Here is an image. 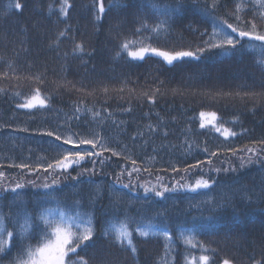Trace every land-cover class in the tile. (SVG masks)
<instances>
[{
    "label": "trees",
    "instance_id": "1",
    "mask_svg": "<svg viewBox=\"0 0 264 264\" xmlns=\"http://www.w3.org/2000/svg\"><path fill=\"white\" fill-rule=\"evenodd\" d=\"M17 2L22 4L21 9L14 7ZM61 2L0 0V171L5 173L3 180L0 179L5 183H23L28 176L41 177L50 181V185L55 179L59 183L53 185L58 189L54 194L61 200H72L73 192L79 191L84 205L81 210L95 214V244L80 253L90 264H186V258L190 260L201 254L210 257V264H223L225 259L230 264L264 261V168L258 163H245L241 168V157L246 158L247 151L236 156L226 151L229 147L245 149L253 141L264 139V67L257 64L258 54L245 48L234 56L213 53L199 62L175 66L156 57L126 62L114 58L118 42L115 37L121 30L118 25L127 21L123 23L126 31L135 27L131 23L134 16H148L150 23L158 19L148 0H144L143 11L140 0H120V6L113 8L101 24L94 22L93 0H69L70 15L58 19ZM158 2L175 7V0ZM203 6L202 0H182L179 12L174 14L170 34H162L159 44L153 46L167 51L195 48L200 32L211 31V21H206L199 12ZM228 7L233 5L230 3ZM261 11L264 9L247 3L244 15L246 19L255 15L264 25L259 20ZM67 26L71 30L57 42L58 33ZM76 43L84 45L82 54L73 52ZM37 87L43 95L51 97L50 107L18 109L17 104L26 102ZM149 96L154 100L150 101ZM77 106L79 113H75ZM201 111L215 112L217 121L238 136L225 141L210 127L201 129ZM74 114L80 119H73ZM150 126L158 130L150 131ZM69 130L81 133L82 138L98 133L122 155L106 152L104 165L97 164L94 175L84 173L79 183L59 172L45 174L46 163L58 158L57 142L46 133L67 135ZM189 144L193 145L191 155L187 154ZM205 145L213 151L221 149L211 165L213 169H221L219 173L212 172L216 184L211 191H176L155 197L140 187L133 191L113 183L122 170L123 184L130 180L137 183L140 177H161L167 182L183 177L194 182L199 172L186 175L171 169H183L196 159L205 160V154L200 151ZM83 147L91 150V146ZM132 160L136 161L135 165ZM20 163L29 164L33 169L37 164L42 167L28 173L14 167ZM92 167L91 162H82L80 167L71 170V176ZM134 167L140 171L129 177ZM233 167L237 170L231 171ZM208 168L205 164V172ZM112 187L122 197V210L127 208L132 215H136L142 204L150 205L148 215L153 210L169 209V219L165 222L173 229L174 238L167 249L165 244L169 242L163 237L143 238L135 234V254L130 249L109 244L103 227ZM97 188L99 196L92 205L88 197ZM18 191L23 201L17 202V207L29 210L49 192L32 186ZM223 193L232 197L236 211L228 207L213 213L204 205L194 207L209 197L219 199ZM15 199L16 193L12 191L0 192V207L5 213ZM128 201L134 203L129 205ZM192 217L215 226L211 232L198 230L196 233L197 240L209 249L207 252H201L199 247L191 248L179 237L175 226L191 227ZM155 224L159 230V217ZM0 255L3 256L0 264H11L16 249Z\"/></svg>",
    "mask_w": 264,
    "mask_h": 264
},
{
    "label": "snow or ice",
    "instance_id": "2",
    "mask_svg": "<svg viewBox=\"0 0 264 264\" xmlns=\"http://www.w3.org/2000/svg\"><path fill=\"white\" fill-rule=\"evenodd\" d=\"M143 11L144 0H140ZM203 8L199 12L206 21H211V31L207 29L200 32V40L195 48L190 50H161L158 46L162 34H170L174 14L179 12L182 6V0H175V7L169 3L160 4L158 0H148L150 7L155 10L159 16L154 22H149V17L134 16L131 23L135 27H130L126 31L123 30L122 22L118 27L121 29L116 34L117 50L114 58L125 59L126 62L142 61L146 58L156 57L163 63L169 66H175L177 63L199 62L205 56L218 53L219 56L228 57L234 56L237 53H242L245 48L254 51L258 54V66L264 67V25L258 22L254 15L251 19H246L244 12L247 3L259 6L264 9V0H202ZM233 7L229 8L228 5ZM13 5H9L12 7ZM120 6V0H93L92 11L94 22L101 24L104 17L113 9ZM16 9H21L22 4L17 2L14 4ZM72 5L69 0H62L59 15L67 17L70 15ZM259 20L264 21V11L259 13ZM191 29V24H189ZM71 30V26H67L65 30L58 33L56 41L60 37H65L67 32ZM199 31V29H193ZM148 41V43H145ZM259 42V43H257ZM58 47V43L56 44ZM52 47V44H49ZM84 45L76 43L73 48L74 53H83ZM126 54V56L124 55ZM128 58H131L130 60ZM40 83L44 81L39 78ZM50 96L43 95L39 87L32 90V94L27 98L26 102L17 104L18 109H46L50 107ZM150 101L154 100L153 96H149ZM82 103V102H81ZM80 112V107L77 106L75 113ZM98 116L99 114H94ZM199 127L204 129L210 127L214 133H218L225 141L232 137L238 136V133L228 127H224L223 123L217 121L215 112L199 113ZM73 119H80L78 115L73 116ZM224 123H228L225 121ZM150 131L158 129H152ZM195 134V133H194ZM48 137H54L57 149V157L53 158L52 162L46 163L44 167L45 174L57 173L70 177L75 183H79V177L84 173L95 174L96 165L101 166L105 163L104 154L110 152L112 156H121L122 153L115 151L110 146L109 142L98 133H91V138H82L81 133L68 131L67 135L63 133H54L48 131ZM83 146H91V150ZM198 147V145H197ZM193 145L189 144L187 154L191 155ZM96 149H99L98 151ZM247 151V157H241L240 167H244L245 163H258L264 168V139L253 141L251 147L245 149L228 148L226 151L231 152L233 156L239 152ZM206 156L205 160L196 159L192 164H186L183 169L173 167L174 173L183 171L186 175H194L196 172L200 176L194 182H188L182 177L179 181H174L171 187L167 185H151L136 184L131 180L127 184L120 181V176L123 175V170L117 173L114 184H119L121 188L135 190L136 187H142L145 193H153L155 197H164L165 193L176 191L200 192L201 190H209L215 186L216 179L212 176V172L219 173L221 169H213L211 167L213 158L220 154L221 149L210 150L207 145L200 149ZM91 162L92 169H83V172L77 173L76 176H71V170L80 167L82 162ZM135 165L136 161L132 160ZM205 164L209 165L207 172L204 170ZM14 167L25 170L28 173L38 171L42 165L37 164L36 169H33L29 164L20 163ZM228 171L229 169H223ZM236 168H231V171H236ZM140 169L133 168L129 171V177L133 172H139ZM147 171V169H145ZM5 173L0 171V178H3ZM59 181L53 180L52 184L44 183L40 187L48 189L49 192L45 196L39 198L34 207L29 210L26 207H17V202L23 201V196L18 190L25 187L24 183L17 182L10 185L11 191L16 193V199L9 204V211L5 213L0 207V254H7L13 248L16 249V255L12 259L11 264H90L85 256L80 255L88 247L94 246L96 239L95 214L93 211H82L83 197L79 191L73 192V199L67 198L61 200L54 193L58 191L53 185ZM36 187L34 181H27ZM7 190V189H5ZM112 199L110 200L109 211L106 214V220L103 227V235L108 240L109 244L121 249H130L133 254L137 252V247L134 244V234L139 237L148 238L150 236L163 237L169 243L165 244V248L173 241L174 231L169 228L165 222L169 219V209L163 208L153 210L151 215H148L150 205L142 204L136 210V215L130 214L127 208L122 210V197L115 189H111ZM100 189L97 188L94 193H90L89 203L94 205L99 196ZM79 197V198H77ZM133 201H128L132 205ZM201 205L207 206L208 210L215 213L224 210L228 207H233L232 197L223 193L219 199L209 197L198 202L194 207L199 208ZM15 209V210H14ZM123 211V215L121 212ZM159 217L161 226L157 230L155 220ZM191 227H185L184 224H177L175 227L179 229V237L183 239L186 245L191 248H197L201 252H207V249L202 242L197 240L196 233L198 230H206L211 232L214 225L205 224L199 221L197 217L191 218ZM135 226V227H133ZM188 235L185 236L184 233ZM3 256L0 255V261ZM186 264H210V257L201 254L198 257L192 256L191 259L186 258ZM223 264H230V261L225 259ZM256 264H264V261L256 262Z\"/></svg>",
    "mask_w": 264,
    "mask_h": 264
},
{
    "label": "rangeland",
    "instance_id": "3",
    "mask_svg": "<svg viewBox=\"0 0 264 264\" xmlns=\"http://www.w3.org/2000/svg\"><path fill=\"white\" fill-rule=\"evenodd\" d=\"M205 113H210V112H205ZM200 119V118H199ZM134 173H132V177H133ZM3 180V178H2ZM0 179V192H6V191H11L10 185H14L17 182L20 181H9L8 183H5L6 181H2ZM23 183L26 185L27 181H34L36 183V188L40 187V185L44 184V183H48L50 181H45L43 178H35L33 179L32 177H27L25 179H23ZM137 183L136 184H146L147 186L151 187V185H167L168 187H171L173 182H167L166 178H161V177H155V178H149V177H140L137 178ZM188 182H192L191 180H186ZM21 183V182H20ZM127 184V183H126ZM32 186L31 184H27V186L25 187H30ZM33 187V186H32ZM139 188V187H136ZM141 189H143L142 187H140ZM7 189V190H5ZM144 190V189H143Z\"/></svg>",
    "mask_w": 264,
    "mask_h": 264
}]
</instances>
